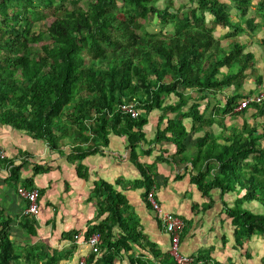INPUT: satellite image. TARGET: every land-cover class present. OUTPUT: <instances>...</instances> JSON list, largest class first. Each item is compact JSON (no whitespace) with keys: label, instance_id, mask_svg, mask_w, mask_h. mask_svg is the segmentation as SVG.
I'll use <instances>...</instances> for the list:
<instances>
[{"label":"trees","instance_id":"trees-1","mask_svg":"<svg viewBox=\"0 0 264 264\" xmlns=\"http://www.w3.org/2000/svg\"><path fill=\"white\" fill-rule=\"evenodd\" d=\"M81 1L0 0V124L42 140L64 155L63 141L72 139L66 156L76 162L81 176V161L103 154L111 133L126 135L132 160L149 190L150 168L139 160L136 148L146 141L143 129L151 111L163 112L160 122L166 113H173L166 127L158 130L157 140L176 144L181 160L191 163V181L203 197H209L203 208L211 207L212 191L219 190L223 209L235 226L236 244L241 246L254 235L264 239V124L260 132L248 122L237 129L219 120L221 130L212 133L205 128L216 118L200 109L203 98L231 86L240 88L247 70L254 71V54L238 36L254 35L257 26L264 25V0H189L177 7L169 0L164 8L153 0H91L87 9ZM252 7L260 22L249 16ZM151 14L162 24L159 30H148ZM48 16V27L36 31V23ZM169 24L171 30L165 31ZM217 26L229 29L228 46L221 43L224 35H214ZM190 91L202 95L193 97ZM247 94L226 97L216 113L232 112ZM172 95L176 100L165 103ZM125 101L137 102L141 110L137 118L121 111ZM252 106L256 115H264V103ZM185 119L191 120L190 129ZM200 131L204 133L193 141L196 153L186 155L192 135ZM0 161L8 169L7 180L17 182L23 164L15 165L8 158ZM34 167L35 172L41 169ZM22 185L34 186L30 178ZM233 191L244 193L230 205L223 197ZM94 193L100 221L89 224L84 236L100 233L102 253L101 257L89 254L87 264H116L121 255L128 264H178L142 232L126 195L114 184L98 179ZM254 201L261 211L244 206ZM15 220L29 236L37 235L34 218L12 219L1 210L0 264H61L62 255L43 244L17 245L11 237ZM194 257L202 264H230L205 254Z\"/></svg>","mask_w":264,"mask_h":264},{"label":"crops","instance_id":"crops-1","mask_svg":"<svg viewBox=\"0 0 264 264\" xmlns=\"http://www.w3.org/2000/svg\"><path fill=\"white\" fill-rule=\"evenodd\" d=\"M249 50L255 57V69L247 70L240 88L231 86L216 96L211 95L201 100V111L206 116L212 114L216 118L215 123L205 130L218 133L221 127L217 122L221 120L227 128L241 129L243 123L248 122L258 126V130L262 131L264 115H256L255 106L239 109L237 102L232 112L216 113L218 106H224L226 97L239 92L243 95L264 92V58L262 59L264 46ZM256 75L259 76L261 83H257ZM190 92L193 97L202 95ZM174 100L176 97L172 95L165 103ZM162 114L159 109L150 112L148 123L143 129L146 141H143L136 151L139 160L150 168L152 186H155L158 203L164 210L177 214L185 222L181 233V252L192 256L209 255L211 259L220 263L255 264L257 251L262 252L258 257H264V239L261 235H254L243 245L236 244L235 226L223 209L219 190L212 191L211 198L214 202L211 207L203 208L209 197H203L197 185L191 181L193 174L191 163L186 159L181 160L176 144L162 138L157 140L158 130L166 127L168 117H173V113L168 112L163 122H160ZM185 125L190 129L191 120L185 119ZM203 133L204 131H200L192 135L190 142ZM262 141L264 142V139ZM0 143L8 159L15 165L23 164L19 170L18 181L14 182L7 180L8 169L5 163L0 161V211L3 210L4 214L12 219L21 216L24 201L16 194L17 183L22 184L30 178L34 185L32 188H38L40 192L38 200L40 212L38 217L34 218L37 235L29 236L17 225L16 220L12 221L11 237L17 239L15 240L17 245L43 244L50 252L57 251L62 255L61 264H75L80 257L89 254L90 247L75 243L72 235L80 230L85 234L89 224H97L100 221L96 218L98 198L95 196L94 188L98 179H104L126 195L130 204L129 210L139 221L142 232L155 242L162 252L169 251V236L156 213L146 202L147 179L132 160V149L128 146L126 135L111 133L108 146L102 147L103 154L95 153L85 157L81 161L84 166L82 176L77 172L76 162H69L66 156L72 146L70 138H65L61 146L66 154L64 155L51 150L42 140L34 139L11 126L0 124ZM146 150L150 152L144 153ZM185 153L190 156L196 153L194 142L188 144ZM35 165L41 168L39 172H35ZM243 193L244 191H233L224 194L223 198L231 205L236 197H241ZM252 203L258 202L245 203L244 206L254 211L262 210L259 203L258 205ZM98 257H101V254ZM115 262L128 264L127 257L123 255Z\"/></svg>","mask_w":264,"mask_h":264},{"label":"built area","instance_id":"built-area-1","mask_svg":"<svg viewBox=\"0 0 264 264\" xmlns=\"http://www.w3.org/2000/svg\"><path fill=\"white\" fill-rule=\"evenodd\" d=\"M253 103H264V92H258L256 94H247L242 97L238 103V108H244L250 106ZM122 112L129 114L133 118H137L141 110L138 108L136 101H125L120 105ZM7 158V153L0 143V159L4 160ZM155 186H152L146 193V202L149 204L151 209L156 213V216L161 222V225L165 232L169 236V252L178 264H202L201 261H196L192 255L183 254L180 250L181 244V233L184 229V220L173 212L166 211L158 203L155 197ZM17 196L22 199L26 206L22 210L21 216H28L37 218L40 212L39 207V189L38 188H27L22 184L16 187ZM100 233H93L88 237L84 236L83 231H77L73 234V240L77 244H86L90 247V253L97 255L101 254L100 249ZM89 254L79 258L75 264H87V258Z\"/></svg>","mask_w":264,"mask_h":264},{"label":"rangeland","instance_id":"rangeland-1","mask_svg":"<svg viewBox=\"0 0 264 264\" xmlns=\"http://www.w3.org/2000/svg\"><path fill=\"white\" fill-rule=\"evenodd\" d=\"M91 1V0H82L81 1V5L87 9L88 7V2ZM173 1V4L175 7L181 5V4H189V0H172ZM154 4L156 6H158L159 8H164L169 0H153ZM254 3L258 2V0H253ZM230 12L232 13H236V10L232 9L231 7L229 8ZM249 16H254L255 18V22H260L261 18L256 14L254 8L252 7L249 11ZM206 18L208 20H210L212 18L211 14L209 13H206ZM51 22V18L46 17L40 21H38L34 27V29L36 31H39V29H46L48 27V25L50 24ZM147 24V28L148 30H151V31H156V30H159L162 26V24L159 23L158 19H156L152 14L149 16V21L146 22ZM171 25L169 24L166 28H165V31L167 30H171ZM170 32V31H168ZM229 32V29L228 28H223L221 26H217L216 27V30L214 32V35L216 37H220V36H223V38L221 39V43L224 45V46H228L230 41H231V38H227L225 37V34H227ZM254 35H249L248 33H242L238 36V40L240 42H243L246 44V50L248 51L249 49H253V48H259L260 46L262 47V45L264 46V25H259L257 26L256 28V31L255 33H253ZM109 50H111L110 47H108ZM260 50V49H258ZM250 51V50H249ZM108 57H110V52L108 53ZM264 58V55L262 56V59ZM264 60V59H263ZM259 61V60H258ZM97 64L99 66H103L105 65V61H98ZM258 92H255L253 94H256ZM251 94V93H250ZM252 204H257L258 203H252ZM23 207L26 206V204H24L23 202ZM19 238V237H18ZM17 240V239H15ZM262 253L260 251H257V254L255 256V261L254 262L255 264H262V260H264V257H260L261 259L259 260V257L258 255ZM258 257V258H257Z\"/></svg>","mask_w":264,"mask_h":264}]
</instances>
